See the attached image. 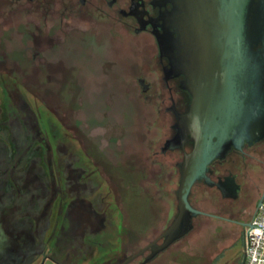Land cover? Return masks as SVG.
<instances>
[{
  "label": "water",
  "instance_id": "1",
  "mask_svg": "<svg viewBox=\"0 0 264 264\" xmlns=\"http://www.w3.org/2000/svg\"><path fill=\"white\" fill-rule=\"evenodd\" d=\"M0 7L5 17L72 11L120 19L133 33L141 103L155 109L147 128L162 129L148 155L165 163L155 181L172 199V219L122 264L154 260L209 207L241 206L249 186L250 194L262 189L263 200L264 161L247 159L264 144V0H62V8L56 0H0ZM149 29L158 40L157 57L138 42V32ZM155 69L156 79H147Z\"/></svg>",
  "mask_w": 264,
  "mask_h": 264
},
{
  "label": "rangeland",
  "instance_id": "2",
  "mask_svg": "<svg viewBox=\"0 0 264 264\" xmlns=\"http://www.w3.org/2000/svg\"><path fill=\"white\" fill-rule=\"evenodd\" d=\"M138 42L143 45L145 53L148 50L145 46L148 45L146 47L150 48L152 44L149 38L145 37H138ZM74 47V51L65 57L67 61L73 63L75 69L50 72L46 75L50 83L47 88L34 89L33 85L24 84L21 92L30 108L35 109L40 103L48 112L57 115L68 135L74 140L75 147L72 143L66 146L75 148V153L78 152L79 156L78 159L75 155L68 154L66 159V153H59L60 159L68 160V162L70 159H75L77 160L75 168L86 171V173L79 171L74 173V166L66 168L65 164L63 170L59 169L60 172L63 171L64 177L55 176L57 188L62 189L70 201H75L78 197L87 198L92 194L95 199H101V205L96 206L98 209L115 210V212L121 208L126 210L127 224L134 228V242L132 241L129 248L124 247L122 229L113 227L110 229L111 238L103 240V247L97 253L96 250L94 251L96 256L88 263L121 264L143 244L138 242L144 240L147 229H149L147 236L153 238L172 218L170 195L163 191L166 195L163 201L151 200L150 195L153 193L150 190L156 188L153 172L157 166L155 163L158 161L150 159L148 153L153 152L151 139H159L162 129L147 128L145 119H154L155 109L144 107L141 103L140 89L134 78V73L138 70L134 37L122 33V38L114 41L105 34L98 37L91 35L85 43L74 42ZM151 48L154 47L151 46ZM107 58L114 59L116 67L112 71L110 69L113 68H109L104 72L101 67ZM2 74L5 76L0 71V79ZM37 75L35 71L21 73L22 81H35ZM10 78V81L14 80ZM9 89L12 92L19 90L13 84ZM23 108L21 107L20 110L23 111ZM27 118L29 117L26 116L24 121ZM27 122L32 123L31 120ZM21 124L19 119L10 114L7 115L0 95V139L6 141L9 146L15 142L17 145L19 142L21 149L19 134L24 132ZM38 125H41L42 134L48 136L53 134L54 147H57L58 143L66 142L63 132L44 118L38 121ZM17 156L21 154L18 152ZM36 169L37 166L33 164L32 171L26 170L25 172L24 170L21 173L15 172L14 175L20 178L25 177L29 181L34 180L43 193L48 192L47 189L50 192L54 191L52 190L54 186L48 182L47 184L42 175H39L40 179L36 178L34 173ZM9 174L10 171L7 176ZM65 176L70 177L69 181L65 179ZM21 181L22 179L16 181L17 187H22ZM3 182L6 187L0 193V197L4 199L0 206V213L10 212L13 215V213L18 214L13 212L14 210L23 211L34 207L41 210H55L57 207L55 205L57 201L55 203L52 201V204L47 207V198L38 201L35 206L32 202L28 204L29 196L22 193L21 196L13 194V191L7 188L5 180ZM91 182L100 186L95 188V194L90 191L89 186L87 188L88 184H92ZM71 188H74L72 192L68 190ZM10 199L11 202H9ZM83 203L85 204V201ZM71 209L80 210L83 207L77 202ZM89 222L85 220L86 225L79 227L78 220L75 217L70 218L64 224V231L60 229L63 236H60L62 242L59 248H55L54 251L47 248L45 251L62 264H80L79 259L68 258L65 252L78 246L76 244L81 229H87L91 224ZM209 223L210 225L203 227L200 222L199 227L192 231L186 239L174 243L149 264H197L200 260L205 264L217 251L228 246L225 258L240 260L244 253V236L237 237L235 240L223 238L215 243V239L219 237L220 225L219 222ZM113 224L118 226L117 221ZM52 241L47 242L51 244ZM94 253H89L88 256L91 258Z\"/></svg>",
  "mask_w": 264,
  "mask_h": 264
},
{
  "label": "flooded vegetation",
  "instance_id": "3",
  "mask_svg": "<svg viewBox=\"0 0 264 264\" xmlns=\"http://www.w3.org/2000/svg\"><path fill=\"white\" fill-rule=\"evenodd\" d=\"M56 8H62V0H56ZM122 33L134 37L130 27L120 19H104L94 17L92 14H74L72 11H63L61 14H45L43 11H17L5 17L4 9L0 7V63H2L0 64V71L5 74V76L2 74L0 79V95L7 115L10 114L12 117L19 119L22 123V129L24 130L22 134H19V137H21V149L18 145L19 142L17 145H15V142V144H10L9 146L6 141L1 139L0 147L6 150L8 153L7 156L10 158L9 162H7L9 170L13 173H21L24 170L25 172L26 170L32 171L34 164L37 166V169L34 170L36 178L40 179L39 175H42L46 183L48 182L54 186V189H52L54 191L43 193L39 190V187L36 186L34 180L29 181L25 179V177L20 178V176H13L11 179H8L6 176L4 177L5 183L9 191H13V194L21 196L22 193L25 194V196H29L28 204L32 202L33 206H35L38 201L45 200L46 198L48 199H46V204L50 201L47 206L51 205L52 201H54V203L57 201L55 203L57 206L55 210H41L34 207L33 209L23 211L14 210L13 212H17L18 214L13 213V215H11L10 212H6L5 214L0 213V264H43L47 259L62 264L45 250L48 248V250L54 251L55 248H59L58 246L61 244V237L63 236L60 233V229L64 231V224L73 217L78 220L79 227L84 226L85 220L90 221L89 223L91 224L87 229H81L78 236L79 240L76 244V246H78L72 250L70 249V251H66V257H75L79 259L78 263L80 264L90 263L96 256L94 251L96 250L97 253L99 249L103 247V240L105 241L106 238H111L110 229L113 227L122 229L124 247L129 248L131 246L134 228L127 224L125 209L121 208L118 209V211L116 210V212L115 210L98 209L96 206L101 205V199H95L92 194L88 195L87 198L78 197L75 201H70V199L66 197L64 191L57 188L55 176H63V171L60 172L59 169L61 168V170H63L65 164L66 168L74 166V173L78 171L86 173V171L84 172V170L75 168V161L77 162L75 159H70L69 162L68 160L65 161L60 159L59 153H66V159L68 154L75 155L76 158L79 156L77 155L78 152L75 153V148H68L66 146V144H68V146L70 143L74 144V140L68 135V132L58 120L57 115L53 112H48L40 103H38L37 108H30L27 106V101L21 92L24 84H31L34 89L47 88V85L50 83L47 81L46 75L50 72L75 69L73 63L67 61L65 57L69 55L70 52L72 53L74 51V42L85 43L88 41L89 36L93 35V37H98L103 34L117 41L122 38ZM138 37L149 38V42L152 43L150 45L154 48H151L150 45V48L146 47L148 46L146 45L145 48L148 49L146 54L149 57H157L158 40L151 29L138 32ZM49 51H51V53H48ZM115 67L116 61L107 58L102 64L101 70L105 72L109 68H113L110 69L112 71ZM28 71H35V73H38L36 77L37 80L32 82L31 80L28 82L22 81L21 73L25 74ZM10 77L14 80L10 81ZM134 78L139 88L138 70L134 73ZM147 79H156V69L147 72ZM12 84L19 90L12 92L9 89ZM57 84L58 83H56V85ZM41 95L45 96L42 93ZM21 107H24L23 111L20 110ZM26 116L29 118L24 121ZM42 118L50 122L52 126L54 125L56 128H59L65 135L66 142L64 141L62 144L58 143L57 147H54V142L52 140L53 134H51V136L42 134L41 125H38V121ZM28 120H31L32 123H28ZM11 148L13 150H11ZM0 152H2L1 149ZM18 152L21 154L22 158L20 161L16 160V158H20V156H17ZM259 159L264 161V144L259 153L248 157L247 162L259 164ZM26 163H28V165ZM155 164L157 166L153 172L154 178L161 173L165 163L156 162ZM1 172L5 175L6 169L2 168ZM74 173L71 174L72 177ZM69 178L70 177L65 176L66 180ZM21 179L22 183H20L22 187H15L17 186L16 181ZM91 183L92 184L87 185V188L89 186L91 188L90 191L94 193L96 192L95 188L100 186H97L94 182ZM155 185L156 188L154 187L153 190H150L153 192L150 194L151 200H165V193L158 187L156 182ZM73 189L74 188L68 190L72 192ZM100 189L101 188H99V190ZM261 191L262 189L255 190L250 194V186L247 187L245 189L246 197H241V206L239 207L225 211H219V206L209 207L207 215H201L200 217L201 226L206 227V225H210L209 222H219V237L215 239L216 241H220L223 238H226V240H235L237 237L245 236L246 229L249 227V224H252V221L258 214L259 204L263 203V200L261 202L258 201ZM83 201H85V204ZM98 201L99 203H97ZM77 202L83 209H71L74 203L77 204ZM52 219L54 220L52 221ZM116 221L118 222V226L117 224H113V222ZM198 227L199 224L192 231ZM165 229L166 225L163 226L159 234H162ZM145 232L146 236H144V240L138 242L143 244L134 250L127 259L134 257V254L140 255L139 253L144 249L145 244L154 242L156 235H158L156 234L153 238H149L147 236L149 229ZM191 232L175 243L186 239ZM47 241L52 242L49 244ZM229 243H231V241ZM228 248L229 246L226 247V251ZM226 251H224L223 254L218 253L219 256L217 255V257H219V259L217 262L210 259L205 264L242 263L244 253L240 260H229L225 258L227 255ZM89 253H94V256L90 258L88 256ZM85 260H88V262H85ZM197 264L203 263H201L200 260Z\"/></svg>",
  "mask_w": 264,
  "mask_h": 264
},
{
  "label": "built area",
  "instance_id": "4",
  "mask_svg": "<svg viewBox=\"0 0 264 264\" xmlns=\"http://www.w3.org/2000/svg\"><path fill=\"white\" fill-rule=\"evenodd\" d=\"M241 264H264V198L252 226L246 229Z\"/></svg>",
  "mask_w": 264,
  "mask_h": 264
},
{
  "label": "trees",
  "instance_id": "5",
  "mask_svg": "<svg viewBox=\"0 0 264 264\" xmlns=\"http://www.w3.org/2000/svg\"><path fill=\"white\" fill-rule=\"evenodd\" d=\"M0 149L2 150V152H0V193H1L2 190L4 189V187H6L5 184H4V182H3V181L5 180L4 177H6L8 171H10V174H9V176H7V177H8V179H11L13 176H15V175H14L15 172L13 173L11 170H9V166H8L7 162H9L10 158H9V156H7L8 153L6 152L5 149H3V148H1V147H0ZM20 159H22L21 156H20V158H16L17 161H20ZM2 168H5L6 171H7V173L5 174L4 177L1 176V175H3V174L1 173V169H2ZM12 186H13V185H12ZM15 187H17V186H15ZM45 192H46V191H45ZM48 192H50L49 189H48ZM46 193H47V192H46ZM0 196H1V195H0ZM3 200H4V199H3ZM3 200H2V198L0 197V206H2V204H3V203H2ZM9 202H11V199L9 200ZM9 202H7V203H9ZM48 203H49V202H48ZM47 207H48V206H47ZM215 243H216V240H215ZM224 251H226V248H225V247H223V248H221L219 251H217V253H216L214 256H211L210 259H212L214 262H217L218 259H219V257H217V255L219 256L218 253L223 254ZM210 259H209V260H210ZM233 264H238V263H233Z\"/></svg>",
  "mask_w": 264,
  "mask_h": 264
}]
</instances>
